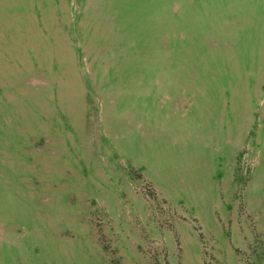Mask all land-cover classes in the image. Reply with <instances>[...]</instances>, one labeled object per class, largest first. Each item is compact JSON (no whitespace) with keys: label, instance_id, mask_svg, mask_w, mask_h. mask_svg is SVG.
<instances>
[{"label":"rangeland","instance_id":"1","mask_svg":"<svg viewBox=\"0 0 264 264\" xmlns=\"http://www.w3.org/2000/svg\"><path fill=\"white\" fill-rule=\"evenodd\" d=\"M0 264H264V0H0Z\"/></svg>","mask_w":264,"mask_h":264}]
</instances>
